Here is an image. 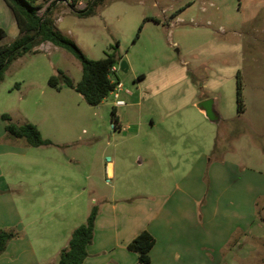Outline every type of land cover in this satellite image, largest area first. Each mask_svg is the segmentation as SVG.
<instances>
[{
	"label": "rangeland",
	"instance_id": "1",
	"mask_svg": "<svg viewBox=\"0 0 264 264\" xmlns=\"http://www.w3.org/2000/svg\"><path fill=\"white\" fill-rule=\"evenodd\" d=\"M71 3H58L57 30L91 60L117 56L112 79L127 105L113 128L112 93L92 107L66 85L50 87L58 70L82 79L81 63L52 44L4 74L0 167L36 251L67 248L94 206L98 239L155 227L158 209L170 226L157 229L152 264H264V232L253 234L255 221L264 225V0H106L88 18ZM207 99L218 124L197 107ZM3 114L36 125L51 144L8 137Z\"/></svg>",
	"mask_w": 264,
	"mask_h": 264
},
{
	"label": "trees",
	"instance_id": "2",
	"mask_svg": "<svg viewBox=\"0 0 264 264\" xmlns=\"http://www.w3.org/2000/svg\"><path fill=\"white\" fill-rule=\"evenodd\" d=\"M11 11L19 29V35L11 44L6 43L7 33L0 29V81L9 69L11 63L25 54L35 52L37 47L44 43H51L57 48L71 53L82 66V79L78 84L62 71L58 70L49 80V86L61 90L62 85L74 89L85 102L97 107L113 92L117 83L110 79L111 69L118 62L117 56L108 55L101 60H91L79 49L74 41L66 37L56 27L55 14L58 3L64 0H3ZM72 13L80 18H88L96 13L98 6L106 0H91L84 9H77L78 0H66ZM43 10V14L39 12ZM143 26L140 27V31ZM139 38V34L136 40ZM143 77H140L142 79ZM238 80L239 111H244L243 86ZM117 124L119 119L117 110L112 111ZM5 122V131L10 138L24 139L31 147L50 145V141L42 138L38 127L31 123L15 124L9 114L1 115ZM99 216V208L94 206L85 224L79 226L72 233L69 245L60 253L58 264H84L88 257L87 248L95 237V224ZM15 230L0 229V255L3 254L9 243L19 237ZM156 238L148 231L143 230L128 245V250L137 254V264H151V251L156 245Z\"/></svg>",
	"mask_w": 264,
	"mask_h": 264
},
{
	"label": "crops",
	"instance_id": "3",
	"mask_svg": "<svg viewBox=\"0 0 264 264\" xmlns=\"http://www.w3.org/2000/svg\"><path fill=\"white\" fill-rule=\"evenodd\" d=\"M5 24L6 26H10V35L15 39L19 35L17 23L5 2L0 0V29L7 33L8 38L9 28L6 29L4 27ZM44 44L55 48L54 45L51 46V43ZM3 137V135H0V153L3 149ZM109 165L111 170L112 164L110 163ZM109 174L111 176L113 175L111 171H109ZM14 198L15 192L11 188V185L4 181L3 172L0 167V229L9 230V228H15L16 231L23 235L22 238L14 239L9 243L6 251L0 255V264H58L62 249L58 248L53 254L39 255L33 245V241H31L26 232L25 222ZM157 210H155V216H153V218H156V222L160 224H158L159 226L153 227L151 223L147 222L145 224L139 223L135 226L127 227L124 229V239H119L117 236L115 239H108L105 236L106 233L103 234L102 239H98L99 215L95 224V237L93 243L87 248L88 257L84 264H132L133 259H135L133 255L137 256V254L128 250L127 247L129 243L143 230L150 231V233L157 238V229L160 230V228L166 227V224H163L165 221L170 226L167 218L163 215L164 211L157 212ZM172 216V211L168 212V219H171ZM255 227L256 229H254ZM255 227L253 228V234L258 235L264 232V225L260 222L255 221ZM257 229H259V232ZM107 236L109 237L110 234H107ZM157 242L151 251V255L158 244ZM240 256L242 258V254H240ZM237 264H239L238 261Z\"/></svg>",
	"mask_w": 264,
	"mask_h": 264
},
{
	"label": "water",
	"instance_id": "4",
	"mask_svg": "<svg viewBox=\"0 0 264 264\" xmlns=\"http://www.w3.org/2000/svg\"><path fill=\"white\" fill-rule=\"evenodd\" d=\"M120 68L123 72H128L129 70L127 62H122ZM197 107L200 112L204 114V116L208 118L211 122L218 124L221 120V115L216 108L215 99L203 100L199 104H197Z\"/></svg>",
	"mask_w": 264,
	"mask_h": 264
},
{
	"label": "built area",
	"instance_id": "5",
	"mask_svg": "<svg viewBox=\"0 0 264 264\" xmlns=\"http://www.w3.org/2000/svg\"><path fill=\"white\" fill-rule=\"evenodd\" d=\"M119 71L118 67L115 65L112 67L111 69V74H110V79L112 82L116 83L113 79H112V74H117ZM123 92V85L121 83H117L112 94L114 96L115 99V103H114V108L117 110V108L119 107H124L126 106V102L121 100V93ZM117 127V123L113 125V128ZM110 161V160H109Z\"/></svg>",
	"mask_w": 264,
	"mask_h": 264
}]
</instances>
